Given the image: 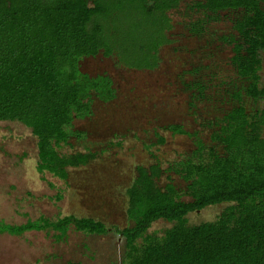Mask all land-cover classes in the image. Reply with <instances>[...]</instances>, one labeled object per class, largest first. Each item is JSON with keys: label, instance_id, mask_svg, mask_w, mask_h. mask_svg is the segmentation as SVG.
<instances>
[{"label": "trees", "instance_id": "trees-1", "mask_svg": "<svg viewBox=\"0 0 264 264\" xmlns=\"http://www.w3.org/2000/svg\"><path fill=\"white\" fill-rule=\"evenodd\" d=\"M179 1L0 0V120L18 121L30 129L36 138L38 173L66 181L68 168L84 166L97 156L90 149L59 151L71 137L83 136L73 128V120L91 114L93 98L110 101L115 96L108 74L82 72L79 61L102 53L115 56L127 68L154 69L158 49L168 41L165 33L171 28L167 12ZM191 8L205 18L190 24L195 33L219 12L235 13V33L223 40L231 45L236 77L217 85L231 107L212 121L211 144L195 136L192 154L166 169L159 162L138 165L125 190L129 224L124 227L67 214L20 224L1 221L0 234L53 231L61 240L71 227L96 235L112 228L124 238L126 264H264V110L249 112L243 104L245 97L264 100L259 74L264 0H198ZM195 70L192 79L200 89H190L191 81L187 86L193 107L194 100L213 95L208 93L216 86L199 78L200 69ZM164 129L190 134L181 124ZM157 139L164 142L159 135ZM170 171L184 181V191L170 176L163 186L157 184ZM184 195L190 199L183 200ZM61 198L58 192L55 199ZM222 202L230 204L216 219L188 224L189 212ZM157 219L174 224L161 236L148 233Z\"/></svg>", "mask_w": 264, "mask_h": 264}, {"label": "rangeland", "instance_id": "rangeland-1", "mask_svg": "<svg viewBox=\"0 0 264 264\" xmlns=\"http://www.w3.org/2000/svg\"><path fill=\"white\" fill-rule=\"evenodd\" d=\"M196 1L180 0L167 12L171 28L165 33L168 41L158 49L159 63L154 69L127 68L115 56L102 53L79 61L82 72L108 74L115 96L110 101L93 98L91 114L73 120V128L83 136L71 137L59 151L69 154L90 149L97 156L84 166L68 168L66 181L37 172L36 138L29 128L18 121L0 120V222L20 224L27 219L54 220L74 214L100 220L109 227H124L129 224L125 190L138 165L159 162L166 169L192 154L195 136L211 144L212 121L231 107L228 99L221 98L222 88L217 85L236 77L230 64L231 45L223 40V36L235 33V13L221 11L195 33L190 24L205 19L203 12L191 8ZM260 57V84L264 85V51ZM196 68L200 69L199 78L216 85L208 94L218 92L207 100H194L193 107L187 86L191 81L190 89H200L192 79L195 73L191 74ZM243 104L249 112L264 110V100L245 97ZM169 124H181L190 134H172L164 129ZM157 135L164 142L159 143ZM167 176L184 191V181L172 171L163 173L157 184L163 186ZM58 192L60 200L55 199ZM182 199L190 198L184 195ZM229 204L189 212L187 222L194 225L214 220ZM173 224L157 219L148 233L161 236ZM53 233L0 234V264H126L124 238L112 228L96 235L71 227L61 240Z\"/></svg>", "mask_w": 264, "mask_h": 264}]
</instances>
